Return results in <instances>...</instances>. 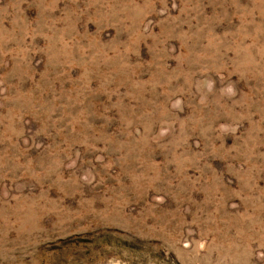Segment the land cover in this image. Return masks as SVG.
Instances as JSON below:
<instances>
[{
	"label": "rangeland",
	"instance_id": "1",
	"mask_svg": "<svg viewBox=\"0 0 264 264\" xmlns=\"http://www.w3.org/2000/svg\"><path fill=\"white\" fill-rule=\"evenodd\" d=\"M0 264H264V0H0Z\"/></svg>",
	"mask_w": 264,
	"mask_h": 264
}]
</instances>
